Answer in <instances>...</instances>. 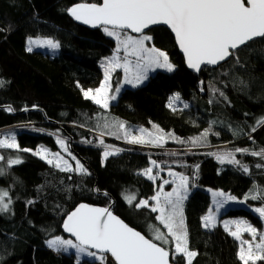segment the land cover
<instances>
[{"label":"trees","instance_id":"16d2710c","mask_svg":"<svg viewBox=\"0 0 264 264\" xmlns=\"http://www.w3.org/2000/svg\"><path fill=\"white\" fill-rule=\"evenodd\" d=\"M101 2L0 0V132L14 133L21 147L1 150L5 159L0 161L4 169L0 189L8 191L12 203L8 211L0 212V264H77L73 254L56 252L46 242L55 236L70 239L63 222L80 204L108 207L152 239L153 229L161 225L156 213L133 206L156 194L157 186L141 174L152 160L189 177L191 194L184 203V216L189 249L198 253L192 264H241L238 241L220 225L205 229L202 218L211 205L207 189L239 199L249 196L254 186L264 189V167H256L264 165V159L250 154L264 149V126L252 131L264 117V40L243 47L218 68H205L196 75L186 68L172 34L155 28L147 35L152 36L153 46L167 52L175 70L156 71L144 85L124 89L106 110L86 99L81 89L100 86L102 64L113 55L116 41L103 28L89 30L77 24L67 11L78 3ZM29 37L53 39L59 42V52H28ZM121 74L114 76V88ZM177 93L187 109L168 107L169 98ZM101 117L125 122L133 135H139V128L153 131L155 124L186 142L210 131L195 146L171 139L163 147L129 146L115 135L101 136L105 131L97 127L104 123ZM58 138L67 141L87 174L60 171L23 151L40 145L58 151ZM105 145L122 151L103 161ZM237 148L249 152H236ZM225 151L234 152L248 172L238 165L221 164L214 154ZM9 158L22 162L8 167ZM129 194L136 196L133 205L124 199ZM248 202L264 206L260 199ZM223 217H243L262 226L250 209L231 208ZM173 245L172 263L186 264L180 256L173 259ZM79 264L92 262L84 259Z\"/></svg>","mask_w":264,"mask_h":264},{"label":"snow or ice","instance_id":"6c2138e0","mask_svg":"<svg viewBox=\"0 0 264 264\" xmlns=\"http://www.w3.org/2000/svg\"><path fill=\"white\" fill-rule=\"evenodd\" d=\"M67 11L77 21L93 27L102 26L103 31L116 41L113 55L102 64L104 79L100 86L94 90L81 89L86 99L92 100L104 109L108 108L111 100L116 99V96L110 95V92L112 91L111 76L117 69L123 70V83L132 87L143 84L148 79L150 71L175 70V65L170 62L167 52L146 44L152 40V36L145 34L144 30L150 26H167L184 54L187 67L196 72H200L202 66L217 65L235 56L236 50L248 46L257 39L264 40V0H102L99 4L78 3ZM126 30L138 35H130ZM33 45L52 50L60 46L59 42L52 39L33 40L29 37L28 52L33 51ZM121 51L123 56L120 55ZM2 83L0 81V85ZM213 91L215 92L216 89ZM115 92L119 93L120 87H117ZM220 95L224 94L221 92ZM179 100L178 93L170 97L168 107L175 111L173 105ZM184 107L187 108L188 105L185 104ZM101 119L104 123L97 124L98 128L105 130L101 131V136L115 135L117 139H123L129 144L153 147H163L169 139L181 144L199 145L206 140L210 131L206 129L200 136L189 138L186 142L173 133H165L155 124L152 126L153 131L139 128L137 130L139 135H133L132 131L126 128L125 122L108 121L106 117ZM261 126H264V117L257 120L252 131L255 132ZM57 143L65 152L68 151L64 140L58 138ZM100 144L104 145L103 139L100 140ZM0 149L19 150L15 136L5 135L0 138ZM120 151L122 150H110V146L105 145L104 157L107 158ZM235 151L248 153L249 149L237 148ZM250 154L264 159V149L259 152L252 151ZM33 155L46 159L48 164L60 171L87 174V169L78 160L73 169L58 152L52 153L46 148H40L33 152ZM214 155L221 164L227 162L238 165L244 172H248L247 165L236 160L234 153ZM4 159L5 157L0 155V161ZM21 162L19 158H9L7 165L11 167ZM150 163L152 167L144 169L141 174L155 181L157 176L152 175L153 167L161 171L163 169L155 160ZM256 167L260 168L264 165L257 164ZM196 168L198 171V165ZM3 174L4 169L0 168V175ZM168 174L174 178L171 183L175 184V187L170 192H164L161 185L156 194L150 197L154 203L150 204L148 199H141L133 205L136 201L134 194L124 197L129 205L137 209L148 208L152 213H158L155 220L163 225L167 230L166 233L154 228L153 238H146L140 231L115 216L109 208L80 204L63 222V230L74 239L55 236L46 242L48 247L57 252L74 249L78 258L85 255L99 261V264H110L105 254L110 255L114 264H170V250L162 245L174 242L173 259L180 256L182 259L186 258L187 264H192L193 258L198 253L189 249L188 232L183 215V202L187 198L189 177L171 170ZM168 183L170 181H163V184ZM235 199L236 197L227 196L223 192L213 193V203L217 211L229 200ZM247 199L264 201V189L254 186V191L245 197V200ZM11 203L8 191L0 189V212L8 211ZM254 211L264 218V206L257 207ZM202 219L206 228L215 227V214L212 209H209L208 215ZM223 224L224 230L239 241L238 259L241 264H257L258 261H264V231H259L246 220L224 221ZM232 225L235 226V230H231ZM242 233H248L251 240L243 239ZM154 241H160V244Z\"/></svg>","mask_w":264,"mask_h":264},{"label":"rangeland","instance_id":"374dc122","mask_svg":"<svg viewBox=\"0 0 264 264\" xmlns=\"http://www.w3.org/2000/svg\"><path fill=\"white\" fill-rule=\"evenodd\" d=\"M106 34V33H105ZM107 35V34H106ZM108 36V35H107ZM108 37H110V36H108ZM110 38H112V39H114L113 37H110ZM33 40H36V39H41V40H43V39H50V38H32ZM53 40V39H52ZM115 40V39H114ZM146 44L148 45V46H152V40L150 41V42H146ZM27 47H28V42H27ZM33 47V51H41V52H44V53H48V54H50V55H55V54H57L58 52H59V49H60V46H59V48L58 49H56V50H52V49H49V48H46V47H37L36 45H33L32 46ZM120 55L121 56H123V51H121V53H120ZM130 59H133L132 57H130ZM103 68V67H102ZM165 71V72H168V71H166V70H164V69H156L155 71H150L149 72V74H148V79L147 80H145L144 81V83L143 84H141V85H139L138 87H140V86H142V85H144L145 83H147V81L149 80V77L152 75V74H154L156 71ZM118 71H121L122 72V74H121V81H120V84L117 86V87H120V92L119 93H116L115 92V89L117 88H114V85H113V78H114V76L117 74V72ZM103 72H104V68H103ZM123 70L122 69H117L113 74H112V76H111V88H112V91L110 92V95H115L116 96V99L115 100H111L110 102H109V106H108V108H106V110H109L110 108H111V106L117 101V99H118V97H119V95L121 94V92H123L124 91V89H126V88H138V87H132L131 85H128V84H124L123 83ZM94 90V89H93ZM186 103L183 101V100H181V98H180V100L179 101H177V102H175V104L173 105V107L175 108V111H181V110H185V109H187V108H185L184 107V105H185ZM97 105V104H96ZM99 106V105H98ZM172 111H174L172 108H170ZM5 135H14L15 136V138H16V135L14 134V133H11V132H0V138H3ZM59 139H62V138H59ZM62 140H64L65 141V143H66V145H67V149H68V151L67 152H65L64 151V149H62L61 148V146L58 144V147H59V149H58V151H53L51 148H49V147H47V146H45V145H40V146H38L36 149H29L30 151H26V152H30V153H33V152H35V151H37L38 149H40V148H46V149H48L50 152H52V153H60V155L64 158V160H66L68 163H69V165H71L72 166V168L74 169L75 168V165H76V161L78 160V158L70 151V149L68 148V146H69V144L67 143V141L65 140V139H62ZM16 143L18 144V146H19V150H21V147H20V145H19V143H18V141H17V138H16ZM126 144H128L129 146H135L136 144H129V143H127V142H125ZM112 148H110V150H111ZM1 150L2 149H0V155H2L1 154ZM11 150H17V149H11ZM226 152H229V151H225V152H220V153H226ZM70 153V154H69ZM219 152H218V154H220ZM232 153H234V152H232ZM116 155V153L115 154H113V155H109L107 158H109V157H111V156H115ZM234 155H235V159L237 160V158H236V154L234 153ZM37 157H39L40 158V156L39 155H36ZM73 157H75V159H73ZM215 157H216V155H215ZM49 158H51V157H49ZM107 158H105L104 157V153H103V161H105ZM41 159V158H40ZM42 160H44L45 162H47L46 161V159H42ZM79 161V160H78ZM80 162V161H79ZM81 163V162H80ZM82 164V163H81ZM159 164V163H158ZM223 164H229V163H227V162H225V163H223ZM160 165V168H162L163 170L161 171L160 169H158V168H155V167H153V172H152V175H156L157 176V179L155 180V181H152L156 186H157V191L159 190V188H160V186L161 185H163V191L164 192H170L171 190H172V188L173 187H175V184H173V183H171V181L174 179L172 176H169V170H171L172 172H174V173H178V174H182V173H180V172H178V171H176L173 167H171V165H162V164H159ZM150 167H152V165H151V163H150ZM71 172H75V171H71ZM77 173V172H76ZM146 178H147V176H145ZM148 179V178H147ZM164 180H168V181H170V183H168V184H163V181ZM178 182V181H177ZM156 191V192H157ZM207 192L210 194V197H211V205H210V208L209 209H212L213 210V212H214V214H215V227H217V226H221L223 229H224V224H223V222L224 221H232V220H246V221H248L250 224H252V226L253 227H256L259 231H264V218H261L260 216H259V214L258 213H256L255 211H254V209L255 208H257V207H260V206H258V205H251L249 202H248V199L247 200H245V199H239V198H236L235 200H229L227 203H225L224 204V206L223 207H221L218 211H217V209H216V206L214 205V203H213V193L214 192H223V191H218V190H213V189H207ZM223 193H225V192H223ZM190 194H191V190H190V188H189V184H188V191H187V198L184 200V202H183V215H184V203L186 202V200L189 198V196H190ZM225 195H227V196H232V195H230V194H228V193H225ZM234 197V196H233ZM217 199H220V198H217ZM251 200H253V199H251ZM149 203L150 204H152V203H154L153 201H151L150 199H149ZM236 207H238V208H245V209H250V210H252L254 213H256L260 218H261V220H262V226L261 227H259V226H257L256 224H254L253 222H251L249 219H247V218H243V217H223L224 215H225V213L229 210V209H231V208H236ZM104 208V207H103ZM108 208V207H107ZM148 209V208H147ZM150 210V209H149ZM156 215H158V213H156ZM206 215H208V213L206 214ZM205 215V216H206ZM184 219H185V216H184ZM157 222H159V221H157ZM204 220L202 219V225H203V227L205 228V229H213V228H215V227H205L204 226ZM160 224V223H159ZM185 225H186V223H185ZM158 228L161 230V231H163V232H167V230L166 229H164V227H163V225H160V227L158 226ZM231 230H235V226L234 225H232L231 226ZM152 237H153V235H152ZM64 238V237H63ZM242 238L243 239H246V240H251V236L248 234V233H242ZM65 239H68V238H65ZM257 240H258V238H257ZM154 242H156V241H154ZM156 243H160V241H157ZM238 243H239V241H238ZM171 245H172V243H170V244H168V245H164V247L166 248V249H170L171 248ZM50 249H52V248H50ZM173 249H174V245H173ZM53 250V249H52ZM55 251V250H54ZM57 252V251H56ZM60 253H63V254H69V255H71V254H73L75 257H76V260L78 261V259H79V263L80 262H82L84 259H87V260H89V261H91L92 262V264H99V261H97V260H94L92 257H88V256H85V255H81L79 258L77 257V255H76V252H75V250L74 249H69L67 252H64V251H59ZM176 258V257H175ZM185 260H186V258H185ZM108 261L110 262L111 261V258L110 257H108ZM186 264H187V260H186Z\"/></svg>","mask_w":264,"mask_h":264},{"label":"water","instance_id":"95a60500","mask_svg":"<svg viewBox=\"0 0 264 264\" xmlns=\"http://www.w3.org/2000/svg\"><path fill=\"white\" fill-rule=\"evenodd\" d=\"M101 3H102V2H101ZM76 22H77V24H79V25H81V26H83V27H85V28H87V29H89V30H96V29H102V28H103L102 26L93 27V26H91V25L84 24V23H82L81 21H77V20H76ZM109 27H110V26H109ZM160 27L166 28V29L172 34V36H173V38H174V40H175V36H174V34L171 32V30H170L169 28H167V26H164V25L150 26L149 28L145 29L144 32H145V34H147V33H149L151 30H153V29H155V28H160ZM126 31H127L130 35H133V36H137V35H138L137 33H132L131 30H126ZM257 40H260V39H257ZM175 43H176V41H175ZM176 46H177V48H178L180 54H181V55L183 56V58H184L186 68H187L190 72H192V73H194V74H196V75H199V74L202 72V70L205 69V68L216 69V68H218L219 66H221V65L225 64L226 62H228V61L232 58V57H229L227 60L222 61V62H220V63L217 64V65H208V66H206V67H205V66H202V70H201L200 72H196V71H194V70H192V69H190V68L187 67V63H186V60H185V57H184L183 52L180 50V48H179V46H178L177 43H176ZM243 47H245V46H243ZM243 47H241L240 49H242ZM240 49L236 50V52L239 51ZM87 205H89V204H87ZM89 206H92V207H99V206H94V205H89ZM77 207H78V206H77ZM99 208H103V207H99ZM109 209H110V208H109ZM74 210H75V209H74ZM74 210H73V211H74ZM110 211H111V209H110ZM111 212H112V211H111ZM64 234H65L67 237H69L70 239H74V237H71V235H70L69 233H66L65 231H64ZM93 251H95V250L93 249ZM105 255H107V256L110 257V255H108V254H105ZM110 258H111V257H110ZM111 260H112V258H111ZM169 260H170V264H173L172 261H171V256L169 257ZM113 262H114V261H113Z\"/></svg>","mask_w":264,"mask_h":264},{"label":"crops","instance_id":"0c3cea01","mask_svg":"<svg viewBox=\"0 0 264 264\" xmlns=\"http://www.w3.org/2000/svg\"><path fill=\"white\" fill-rule=\"evenodd\" d=\"M152 46H153V44H152Z\"/></svg>","mask_w":264,"mask_h":264}]
</instances>
